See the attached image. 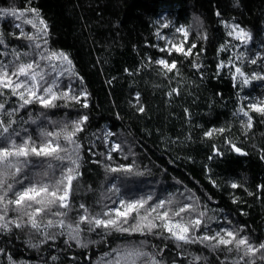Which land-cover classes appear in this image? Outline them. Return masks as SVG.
Wrapping results in <instances>:
<instances>
[{
  "label": "trees",
  "instance_id": "obj_1",
  "mask_svg": "<svg viewBox=\"0 0 264 264\" xmlns=\"http://www.w3.org/2000/svg\"><path fill=\"white\" fill-rule=\"evenodd\" d=\"M233 25L246 35L229 36ZM166 35L172 39L166 42ZM53 52L68 60L49 59ZM159 60L175 67L169 71ZM27 63L39 65L34 70L60 98L56 107L20 108L19 97L0 86V131L7 126L17 143L30 136L37 147L51 140L60 156L79 158L78 168L68 207L57 203L37 213L38 229L15 205L4 214L3 203L16 198L7 194L0 215L22 226L0 227V264H264V249L244 255L234 243H186L163 227L200 219L199 228L190 226V240L217 232L230 239L224 229L254 248L264 244V112L251 107H264V0H0V65ZM235 64L248 84L234 77ZM69 84V97L87 95L79 102L63 97ZM85 116L71 142L56 135L73 133ZM27 159L15 177L13 168L0 179L56 190L60 161ZM68 167L65 160V174ZM21 188L14 184L13 191ZM137 201L143 206L118 220L127 232L80 219L85 209L89 218L117 219L115 209ZM36 207L32 202L25 211ZM164 212L169 215L161 219ZM142 217L157 227L131 231ZM77 226L79 244L70 238Z\"/></svg>",
  "mask_w": 264,
  "mask_h": 264
},
{
  "label": "snow or ice",
  "instance_id": "obj_2",
  "mask_svg": "<svg viewBox=\"0 0 264 264\" xmlns=\"http://www.w3.org/2000/svg\"><path fill=\"white\" fill-rule=\"evenodd\" d=\"M34 11V10H33ZM12 15H17L15 12L11 13ZM19 19V16H17ZM29 25H33V22L31 20L26 21ZM41 24H43V21H40ZM34 26V25H33ZM46 27V26H45ZM238 27V26H237ZM181 29L177 28V32H180ZM46 34V33H45ZM233 33L229 32L228 35L231 36ZM187 35V33H185ZM246 33H244L243 29H239V32L237 34L238 38L245 36ZM31 39V37H29ZM46 42V41H45ZM39 48V45L36 46ZM177 52H182V48H177ZM190 51V50H189ZM41 58H45V54H41ZM49 59L56 58V59H63L68 60L67 56H64L63 53L60 54V56H57L56 53H51V56L48 57ZM69 64L71 61H68ZM157 63L164 65L165 68H167L169 71L172 70V68L175 67V64L169 66L164 60H159ZM252 63H256L255 60L252 61ZM12 69V75L9 76L8 69ZM39 68V65H34V63H27V64H19L17 67L13 64L8 65H0V86H2L5 89H11L13 95H16L19 97V100L21 101L19 107L24 108L26 105H30L33 102L39 103L44 108H51L56 107V104L54 103L55 100L59 99L60 97L57 96V93L53 90V86L49 84L45 80V74L41 71L34 70ZM236 72H240V69L237 68ZM243 75V73H240ZM12 76L17 77V80L15 84H13ZM20 77H23V79H20ZM254 78H260V77H254ZM244 84H248L249 81L247 79H244ZM68 91H65L62 95L65 98H69L72 100H76L79 102L80 98L83 96H86L87 93L81 92L79 96L73 95L69 97V92L71 91V85L68 86ZM20 90V91H17ZM40 93V94H38ZM27 96V98H26ZM88 105L85 103L83 104V107H87ZM252 109L255 111L264 112V107L257 106L256 104H253ZM4 105L0 104V109H3ZM15 111V110H14ZM140 111H143V108H140ZM243 111V114L245 116H248V112ZM87 120V117H82L80 121L74 123V131L73 133H67L66 130H62L60 133H56L57 136L63 135L64 139L66 141H72V137L75 134L76 131H82L81 124ZM3 122L0 121V125H2ZM248 127H251V117H249L248 120ZM9 133V127L5 126L2 128V131H0V143L3 144V146H0V177H7L9 175L8 170L9 169H15V172L12 173L13 177L17 173H20L22 171L21 166L26 167L29 163V160L27 159L30 156H36V157H53L57 161H60V164L57 165V167L61 168V178L55 182V189L53 191H49V187L47 184H44L43 186H40L37 188L35 184H32L31 181H29V184L31 186H23V181L14 179L13 183H7L6 179H0V189L5 190L3 195H0V203L5 201V198L9 192H11L16 198L14 200H8L6 203H3V211L6 215L8 212V206L9 205H15L13 208V211L18 212L21 215H27L29 217V222L31 224V227L34 229H38L39 225L37 224L36 220L34 219L35 215L37 213H40L43 209H49L50 206L59 203L60 207L67 208V200L69 197V193L71 190V185L74 177L71 175L73 171L78 168V157L76 159H73L71 155L68 156H60L58 154V151L60 150L59 144H53L51 140H48L46 144L42 143L39 147L35 145V143L32 141L30 136H27L26 138L21 139L20 143H17L15 139L12 138L11 135H6ZM209 135L211 133H208ZM15 136L19 137V133H14ZM53 133L44 132L41 133V136L43 137H50ZM119 145H115V149H119ZM236 152H240L241 150L239 148H235ZM13 160L16 162L13 163ZM67 160L72 167H68L65 170L63 168V162ZM51 167V165H49ZM112 171H117L119 169H111ZM130 171L131 169H125ZM46 175V174H45ZM65 180L67 181L66 186L64 187L63 194L57 196V191L61 188L62 185H65ZM14 184H21L22 188L21 190L13 191ZM235 187V185H233ZM43 194V196H42ZM39 198V199H38ZM32 202H34L36 205H40L41 207H36L35 211L32 213H28L25 211V208H31ZM124 201H120L121 205H124ZM161 205L164 204L163 201L160 202ZM142 207L143 202L137 201L133 203H129L127 205V208L125 211H120V209H115L116 217L117 219H98L96 217L89 218L87 215V209H85V215L81 216V221H87L90 225L94 224L95 226H103L104 228H115L117 231L127 232L130 229L123 228L120 226V223H118V220L120 217H127L134 209L137 208V206ZM82 209L84 208V205L80 206ZM190 207V206H185ZM185 208H181L179 212L176 213V215H180V213L184 212ZM57 215H60V213H57ZM104 216H107L108 213H104ZM168 212H164L163 216L160 217L161 219H164L168 217ZM201 216H203V213H200ZM146 219V217L141 218V222L135 224L131 231H143L145 228H147L148 231H151L153 228L157 227V225L151 223L150 221L145 224L143 221ZM5 216L0 215V227L4 228L5 230L8 229L9 223L14 224L16 227H21L22 225L17 223L16 221H9L4 222ZM124 223H127V220H124ZM60 224L63 225V221H60ZM202 224V221L200 219H196L191 222V225H181L179 223L172 225V223L169 221L168 223H165L163 227L167 229L171 235L179 240L184 242H194L195 239L200 240V242L204 241H214L213 244H211V247H218L219 245H230L235 244V247L237 250L241 248V246L244 247V255L254 254L255 252L264 249V244H261L259 246V249L254 248L247 240V238H241L236 239L234 235V231H226L224 229H221V231L226 232V236L230 239H225L223 236H221L220 232H217L215 236H204V237H197L193 240H190L189 236L187 235L191 227L199 228ZM52 226V221L48 222V227ZM71 227V226H69ZM179 229V231H174L173 228ZM79 227L73 229V234L70 235L71 239H75L77 244L80 243L79 239ZM136 255H143V253H135ZM199 259V258H197ZM153 264H156L155 261H153Z\"/></svg>",
  "mask_w": 264,
  "mask_h": 264
},
{
  "label": "rangeland",
  "instance_id": "obj_3",
  "mask_svg": "<svg viewBox=\"0 0 264 264\" xmlns=\"http://www.w3.org/2000/svg\"><path fill=\"white\" fill-rule=\"evenodd\" d=\"M177 26H178V28H180V29H181V27H182V26H179V25H177ZM239 29H241L240 26L237 27V25H233V29H232V33H233V35H236V36H237V34H238V32H239ZM240 38H243V37H240ZM170 39H172L171 36H167V35H166V42H167V41H170ZM165 44H166V43H165ZM239 58H240V57H239ZM237 68L240 69V72H239V73L236 72V69H237ZM118 70H119V69H118ZM116 73H118V71L115 72V74H116ZM240 73H243V75H241ZM233 75H234V77H235L236 79H240V80H242V81H244V79H247V80H248V77H249V76H247L245 70L242 69V67H241L240 65H238V64H237V65L235 64V66H234V72H233Z\"/></svg>",
  "mask_w": 264,
  "mask_h": 264
},
{
  "label": "water",
  "instance_id": "obj_4",
  "mask_svg": "<svg viewBox=\"0 0 264 264\" xmlns=\"http://www.w3.org/2000/svg\"><path fill=\"white\" fill-rule=\"evenodd\" d=\"M232 147L235 148H239L241 151L240 152H244V149L240 146H238L237 144H232Z\"/></svg>",
  "mask_w": 264,
  "mask_h": 264
}]
</instances>
